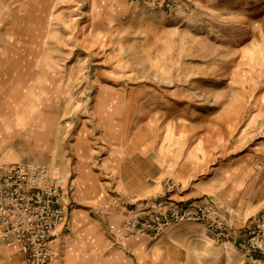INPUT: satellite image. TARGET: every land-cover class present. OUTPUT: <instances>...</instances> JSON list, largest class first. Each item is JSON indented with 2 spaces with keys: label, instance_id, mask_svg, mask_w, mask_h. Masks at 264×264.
I'll list each match as a JSON object with an SVG mask.
<instances>
[{
  "label": "rangeland",
  "instance_id": "rangeland-1",
  "mask_svg": "<svg viewBox=\"0 0 264 264\" xmlns=\"http://www.w3.org/2000/svg\"><path fill=\"white\" fill-rule=\"evenodd\" d=\"M150 143L185 179L124 198L115 155ZM0 161L65 182L49 264H264V0H0ZM196 190L221 205L177 201ZM181 206L193 221L157 227ZM28 254L0 240V264Z\"/></svg>",
  "mask_w": 264,
  "mask_h": 264
},
{
  "label": "built area",
  "instance_id": "built-area-1",
  "mask_svg": "<svg viewBox=\"0 0 264 264\" xmlns=\"http://www.w3.org/2000/svg\"><path fill=\"white\" fill-rule=\"evenodd\" d=\"M65 194L64 180L53 177L48 167L0 161V240L29 253L30 259L34 251H39V259L34 260L33 264H49L50 254L44 245L62 224ZM159 213L162 215V223L157 226L160 229L175 223L174 219L177 223L193 221L189 217L192 211L184 206L155 211V214ZM193 214L197 221V212ZM137 218L139 221L142 219ZM204 218L221 237L224 224L218 212L210 205H202V220ZM127 224L130 225V221ZM130 226H112V230L119 235H124L126 231L138 233L137 223ZM153 226L156 225L151 222L142 230L152 232Z\"/></svg>",
  "mask_w": 264,
  "mask_h": 264
},
{
  "label": "crops",
  "instance_id": "crops-1",
  "mask_svg": "<svg viewBox=\"0 0 264 264\" xmlns=\"http://www.w3.org/2000/svg\"><path fill=\"white\" fill-rule=\"evenodd\" d=\"M154 144H147L146 148L143 150V155H145V159L141 158L140 156L138 157L136 154H130L127 156L125 155V151H122V156L123 159H119V155H115V159L117 161L116 166H111L112 170H116V176L118 183L120 185V188L118 186V190L122 192V196L125 198L126 196L128 198H142L145 197L146 195L155 193L157 191H160L159 185L158 187L155 188H150V183L151 182H156V183H162L167 180V178L170 177L172 180V177L175 176L176 174V179L178 180H183L185 179V175H182L183 167H180L178 169L173 170L172 166H167V162L165 161L164 165H162L160 162H157L156 159H154L155 155L152 154L156 149L154 148ZM125 152V153H123ZM150 156V158H148ZM80 165V164H79ZM108 167V166H107ZM79 169V170H78ZM76 172L80 171V166L78 167ZM76 170V168H75ZM180 171V172H179ZM54 173H58L59 175H62V173L59 171V169L55 170L53 169ZM113 174V173H112ZM192 176V175H191ZM210 178V177H209ZM204 179L202 180V185H208L212 181L213 183L215 182L212 179ZM209 179V180H208ZM208 180V181H207ZM188 181V180H186ZM193 181L190 179V182ZM201 182V180H199ZM203 181H207L206 183H203ZM125 184V185H122ZM194 191V188L192 189ZM197 191V196L196 194L192 195L191 193H188L184 195V197H180L179 202H188L192 200H199L202 199L204 202H213L215 205H221V203H218L215 198L208 196L207 193H202V196L199 197L200 195L198 194ZM230 202H227L226 205L224 206H229ZM201 229L199 226H183L180 228L178 231L181 232V234H185L186 238L188 239L190 235H192L194 232V229ZM186 232V233H185ZM191 232V233H189ZM193 232V233H192ZM171 233V234H170ZM167 237H165L163 249H165L167 252L173 248L179 247V234L176 232L173 233L170 232ZM177 245V246H175Z\"/></svg>",
  "mask_w": 264,
  "mask_h": 264
}]
</instances>
